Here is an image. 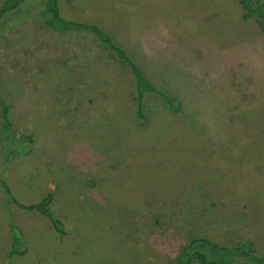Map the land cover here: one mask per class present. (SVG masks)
I'll return each mask as SVG.
<instances>
[{
	"label": "rangeland",
	"instance_id": "obj_1",
	"mask_svg": "<svg viewBox=\"0 0 264 264\" xmlns=\"http://www.w3.org/2000/svg\"><path fill=\"white\" fill-rule=\"evenodd\" d=\"M58 5L108 32L180 108L148 94L137 122L133 75L95 36L2 24L0 129L3 104L9 134L31 141L0 134V180L24 204L51 193L64 234L0 185V264H175L200 236L250 240L264 257V11L254 0ZM8 215L22 254L9 252Z\"/></svg>",
	"mask_w": 264,
	"mask_h": 264
},
{
	"label": "trees",
	"instance_id": "obj_2",
	"mask_svg": "<svg viewBox=\"0 0 264 264\" xmlns=\"http://www.w3.org/2000/svg\"><path fill=\"white\" fill-rule=\"evenodd\" d=\"M241 4L247 5L242 1ZM254 7L257 12L263 15L264 2L254 0ZM26 18H36L55 33H64L69 31L85 32L95 36L115 57L125 62L133 75L135 83V117L137 122L142 121L144 117V99L148 94L160 96L166 106L171 111L179 110V100L154 85L146 74L139 67L137 62L130 57L128 52L117 44L99 25L91 22L76 21L67 19L60 14L58 0H3L0 3V28L2 24L19 23ZM9 21V22H8ZM8 108L2 104L0 129L1 137L13 142L17 147L23 148L22 140L31 141L30 135H23L15 139L9 134L11 122L7 117ZM1 144V140H0ZM0 185L6 194L8 203H14L20 209L32 213L38 212L45 216L58 234H64L62 221L54 215L50 209L52 194L46 193L40 199L30 204H24L18 201L11 193L10 187L4 180H0ZM8 225L12 231V243L9 249L10 254H22L20 247L21 231L14 224L12 217L8 215ZM197 260L199 264H232L245 261L249 264H264V257L260 255L253 247L250 240H244L236 245H224L211 241L205 236L190 241L188 245L182 248L176 257L175 264H189Z\"/></svg>",
	"mask_w": 264,
	"mask_h": 264
}]
</instances>
